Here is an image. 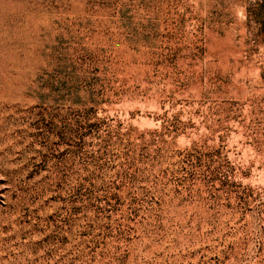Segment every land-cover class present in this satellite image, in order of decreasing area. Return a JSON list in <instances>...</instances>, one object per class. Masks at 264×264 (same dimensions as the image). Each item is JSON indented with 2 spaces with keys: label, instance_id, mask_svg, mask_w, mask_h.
<instances>
[{
  "label": "rangeland",
  "instance_id": "rangeland-1",
  "mask_svg": "<svg viewBox=\"0 0 264 264\" xmlns=\"http://www.w3.org/2000/svg\"><path fill=\"white\" fill-rule=\"evenodd\" d=\"M0 264H264V0H0Z\"/></svg>",
  "mask_w": 264,
  "mask_h": 264
}]
</instances>
